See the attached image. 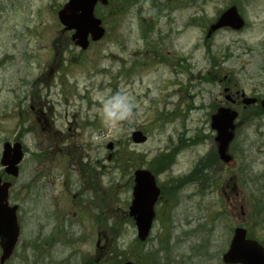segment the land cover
Returning <instances> with one entry per match:
<instances>
[{
  "label": "rangeland",
  "instance_id": "obj_1",
  "mask_svg": "<svg viewBox=\"0 0 264 264\" xmlns=\"http://www.w3.org/2000/svg\"><path fill=\"white\" fill-rule=\"evenodd\" d=\"M66 2L0 0V156L15 141L24 154L18 177L0 166L20 227L4 264H223L237 226L264 245V112L223 92L264 98V0H110L85 51L57 20ZM233 5L245 28L206 38ZM116 95L127 114L110 123ZM220 106L238 113L229 164ZM136 169L161 190L145 242L128 216Z\"/></svg>",
  "mask_w": 264,
  "mask_h": 264
},
{
  "label": "water",
  "instance_id": "obj_2",
  "mask_svg": "<svg viewBox=\"0 0 264 264\" xmlns=\"http://www.w3.org/2000/svg\"><path fill=\"white\" fill-rule=\"evenodd\" d=\"M107 2L108 0H68L57 12L58 21L64 26V31H73L71 41L75 46L85 50L88 47L89 37L93 42L103 37L104 29L101 21L94 15V8L98 3L105 6ZM242 25L243 22L236 8L231 7L214 25H211L208 33L222 27L238 30ZM255 101V99L244 98L242 103L251 105ZM261 107L264 109V100L261 102ZM236 117L237 113L227 108H220L211 116V129L216 132L214 140L217 144V154L224 163H229L232 159L228 155V147L233 139ZM131 140L135 144H141L146 141V137L140 131H135L131 135ZM22 156L19 143L3 144L0 165L7 175L17 177ZM133 177L132 201L128 214L135 222L137 238L145 241L154 218L153 207L159 196V189L156 187L154 177L146 170L135 171ZM9 188V183H1L0 180V248L2 252L0 264L9 259L19 236L17 207L8 204ZM221 260L223 264H264V248L256 241L247 239L244 228L237 227L233 230L228 248L222 254Z\"/></svg>",
  "mask_w": 264,
  "mask_h": 264
},
{
  "label": "clouds",
  "instance_id": "obj_3",
  "mask_svg": "<svg viewBox=\"0 0 264 264\" xmlns=\"http://www.w3.org/2000/svg\"><path fill=\"white\" fill-rule=\"evenodd\" d=\"M127 114L126 100L121 95L114 96L105 107V119L107 122L115 123Z\"/></svg>",
  "mask_w": 264,
  "mask_h": 264
},
{
  "label": "flooded vegetation",
  "instance_id": "obj_4",
  "mask_svg": "<svg viewBox=\"0 0 264 264\" xmlns=\"http://www.w3.org/2000/svg\"><path fill=\"white\" fill-rule=\"evenodd\" d=\"M193 21H195V20H193ZM201 21H202V24H205V20H201ZM243 22H244L243 27L240 30H243L245 28V26H246L244 20H243ZM211 24L212 25L215 24V21L213 23H211ZM211 24H209L208 27H210ZM208 32H209V29L207 28L206 38H210L212 34L213 35L215 34V31L212 32V33H210L209 35H208ZM225 90H228V91H227V93H225L224 98L226 96H228L227 99H228V101H230V103L232 105H234V106H241V93H242L243 90L242 89H237V86L236 85H234L232 87H226V88H224V91ZM262 99H264V98H261V99L260 98H257V102L255 104L259 103L260 100H262ZM255 104L254 105H250V106H255Z\"/></svg>",
  "mask_w": 264,
  "mask_h": 264
}]
</instances>
